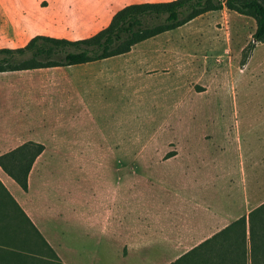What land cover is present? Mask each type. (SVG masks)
Wrapping results in <instances>:
<instances>
[{
  "label": "rangeland",
  "instance_id": "374dc122",
  "mask_svg": "<svg viewBox=\"0 0 264 264\" xmlns=\"http://www.w3.org/2000/svg\"><path fill=\"white\" fill-rule=\"evenodd\" d=\"M158 1L166 0H0V48L23 46L37 34L86 38L123 6ZM255 27L253 17L224 8L124 54L47 67V74L32 77L33 96L47 97L48 104L32 125L41 121L49 131L74 132L79 139L78 149L47 151L48 156L68 158L73 152L84 162L80 180L90 174L114 184L128 175L119 193L153 195L159 205L173 206L195 180L225 203L232 195L242 201L248 192L259 206L264 42L245 57ZM190 161L196 175L186 172ZM256 221L264 226V214ZM255 253L247 264H264V241L256 243ZM76 264L92 263L81 258Z\"/></svg>",
  "mask_w": 264,
  "mask_h": 264
},
{
  "label": "crops",
  "instance_id": "0c3cea01",
  "mask_svg": "<svg viewBox=\"0 0 264 264\" xmlns=\"http://www.w3.org/2000/svg\"><path fill=\"white\" fill-rule=\"evenodd\" d=\"M47 70L0 72V156L28 143L43 146L26 190L0 165V264H76L81 258L92 264H171L181 257L178 264L218 261L210 248L214 241L208 240L241 216L247 221L256 200L246 192L242 201L234 202L232 195L225 203L218 192L201 190L206 183L193 180L173 206L159 205L153 195L119 193L128 175L114 184L90 174L80 180L84 162L73 152L68 158L47 154L78 149V136L49 131L41 121L32 125L48 107L47 97L33 96L32 77ZM189 163L186 172L196 175L199 170ZM221 242L238 244L216 239V246Z\"/></svg>",
  "mask_w": 264,
  "mask_h": 264
},
{
  "label": "trees",
  "instance_id": "16d2710c",
  "mask_svg": "<svg viewBox=\"0 0 264 264\" xmlns=\"http://www.w3.org/2000/svg\"><path fill=\"white\" fill-rule=\"evenodd\" d=\"M224 8L255 20L247 57L256 43L264 42V0H166L127 4L112 15L105 27L86 38L73 40L37 34L23 46L1 47L0 72L69 66L124 54L138 42L181 27L206 12ZM245 63L246 60L241 66ZM42 148L40 144L28 143L0 156L2 168L23 190L27 189V174L32 162ZM262 214L264 202L249 212L248 224L246 217L241 216L212 235L208 240L214 241L210 248L216 250L215 255L219 257L217 263L213 261L212 264L252 263L256 243L264 241V226L256 223ZM216 239H234L238 244L231 246L221 242L216 246ZM231 250L232 253L227 252ZM181 260L182 257L171 264H178Z\"/></svg>",
  "mask_w": 264,
  "mask_h": 264
}]
</instances>
